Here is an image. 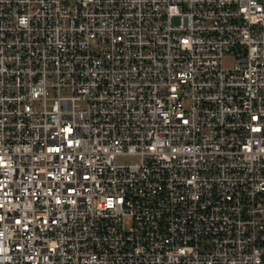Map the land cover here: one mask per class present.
<instances>
[{"label": "built area", "instance_id": "obj_1", "mask_svg": "<svg viewBox=\"0 0 264 264\" xmlns=\"http://www.w3.org/2000/svg\"><path fill=\"white\" fill-rule=\"evenodd\" d=\"M0 264H264V0H0Z\"/></svg>", "mask_w": 264, "mask_h": 264}, {"label": "rangeland", "instance_id": "obj_2", "mask_svg": "<svg viewBox=\"0 0 264 264\" xmlns=\"http://www.w3.org/2000/svg\"><path fill=\"white\" fill-rule=\"evenodd\" d=\"M62 95L63 96H69L70 94H69V91L64 90L62 92ZM136 161L137 160L135 158H133V157H125V158H121L119 160V162L121 164H134V163H136ZM131 226H132V222L130 220H128L127 221V229H129Z\"/></svg>", "mask_w": 264, "mask_h": 264}]
</instances>
